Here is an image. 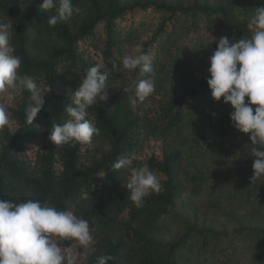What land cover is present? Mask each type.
<instances>
[{
    "label": "trees",
    "instance_id": "1",
    "mask_svg": "<svg viewBox=\"0 0 264 264\" xmlns=\"http://www.w3.org/2000/svg\"><path fill=\"white\" fill-rule=\"evenodd\" d=\"M41 2L0 0V24L8 26L10 43L15 54L22 57L20 74L34 78L45 101L32 125L25 117L32 103L27 90L16 94L13 106L8 108L14 123L0 131V199L16 203L39 200L57 210L71 208L78 217L86 219L94 240L89 249L75 241H60L73 264H95L102 255L114 258L108 264H194L191 250L195 242H200L203 252L195 264L206 262L205 252L209 257L218 255L217 246L208 242V238L216 236L209 230H197L195 223L188 224L187 212H198L192 200L181 202L186 211L182 236L171 242L163 239V234L169 231L166 220L188 189L180 179L182 153L175 142L179 140L177 135L184 119L212 105V109L222 106L219 127L226 135L245 142L250 141L249 135L233 127L230 121L233 109L223 98L215 101L208 85L202 92L184 95L169 91L164 44L179 17L196 19L197 14H202L207 17L209 27L218 21L217 42L221 37L237 41L250 38L252 31L248 23L231 11L233 4L229 2L216 7L200 4L188 7L163 0L132 3L72 0L80 12L49 26L47 19L56 12L42 11ZM260 4L264 5V1ZM148 12L156 16L154 23L143 21L139 27H133L132 17ZM128 16L131 25L123 31L120 23ZM137 30L141 32L139 35ZM123 46H128L130 51L122 54ZM137 46L152 58L154 94L132 108L128 98L135 89H121L112 95L110 110L106 101L89 108L87 118L100 129V135H94L91 143L54 145L49 139L51 125L62 124L69 118L66 108L72 105L73 95L88 68L96 63L106 64L105 70L111 72L106 81L105 90H108L118 78L112 71L113 64L120 56L138 55ZM179 53L170 55L168 60L173 63ZM132 73L136 75L135 87L149 75L139 68ZM119 75L126 76L122 71ZM247 100L246 97V103ZM148 101L151 102L146 104ZM152 141L160 143L161 155L150 153L142 158L143 150ZM35 143H41V147L32 156L29 151ZM207 148L213 156H221L225 151L219 143H207ZM132 154L136 156L132 166L147 164L162 184L158 194L151 193L145 198L142 208H137L128 198L130 168L113 167L121 156ZM242 177L245 182L251 180L253 167H247ZM190 182L195 199L201 189L198 180L190 179ZM236 252L237 247L227 248L220 264H234ZM254 264H264V233L260 255Z\"/></svg>",
    "mask_w": 264,
    "mask_h": 264
},
{
    "label": "clouds",
    "instance_id": "2",
    "mask_svg": "<svg viewBox=\"0 0 264 264\" xmlns=\"http://www.w3.org/2000/svg\"><path fill=\"white\" fill-rule=\"evenodd\" d=\"M40 8L46 13L55 10L56 15L47 19L49 26L67 21L80 12L72 0H42ZM249 27L253 29L250 38L238 41L219 38L210 58L206 82L212 98L217 102L223 98V102L233 109L230 113L233 127L248 134L254 145L251 148V156L255 157L251 178L254 182L264 176V7L255 9ZM136 52L138 55L123 56V68L130 71L139 68L149 75L136 84L134 95L129 96L132 108L153 95L156 87L151 56L139 46ZM22 63V57L15 54L10 43L8 26L0 24V95L10 91L20 94L24 90L31 93L32 103L27 107L25 117L32 125L45 101L34 78L20 74ZM105 69L104 63L88 68L73 95L72 105L66 108L69 118L62 124L51 125L49 139L54 145L89 144L94 135H100V129L87 117L91 106L107 99L106 81L111 72ZM119 70L120 65L113 64L112 71ZM13 123L9 109L0 104V131ZM135 159L134 154L121 156L113 167L130 168L128 198L137 208H142L145 198L151 193L158 194L162 184L147 164L133 167ZM65 240L75 241L85 250L94 243L89 222L78 217L73 209L57 210L46 202L33 199L19 203L0 199V264H73L60 246V241ZM83 255L86 259L87 251ZM113 259L111 255H102L96 258L95 264H108Z\"/></svg>",
    "mask_w": 264,
    "mask_h": 264
},
{
    "label": "rangeland",
    "instance_id": "3",
    "mask_svg": "<svg viewBox=\"0 0 264 264\" xmlns=\"http://www.w3.org/2000/svg\"><path fill=\"white\" fill-rule=\"evenodd\" d=\"M132 3L136 0H121ZM172 4L193 6L194 4L212 7L232 3L231 11L249 23L256 8L264 7L260 4L264 0H163ZM243 3L244 6H241ZM133 27H139L143 21L153 24L156 16L151 13L135 15L132 17ZM217 23L209 27L207 17L197 14L196 19L179 17L174 28L167 36L163 56L168 73V89L175 95L202 92L209 78L208 69L210 58L217 48ZM131 25L129 16L120 23V29L127 31ZM138 33H141L137 30ZM88 44V43H87ZM122 54L130 51L128 46L122 47ZM180 51L178 58L172 63L169 56ZM121 56L116 65L120 70L114 72L116 82L105 90L107 108L110 110L112 95L121 89H135L133 70L124 69ZM120 59V60H119ZM121 71L126 75L120 77ZM207 95V94H206ZM16 93L8 92L0 95V104L7 108L13 106ZM201 97V96H200ZM207 97V96H206ZM152 100V98H151ZM148 101L146 104H149ZM208 106L204 111L189 114L183 121L181 131L178 133L177 145L180 146L182 161L180 165V179L188 188L177 200L178 206L170 212L166 220L169 231L163 234L167 242L176 240L184 233L182 223L185 209L181 202L192 200L198 212H187L188 224L195 223L197 230H209L215 235L208 238L209 245L217 246L218 255L208 256L205 252L206 262L198 264H220L222 255L229 247H237L234 264H254L260 255L262 235L264 233V176L254 182H245L242 172L247 167H253L255 157L251 156V141H241L231 135H226L219 127V118L222 106L212 109ZM207 143H219L224 149L221 156H213L207 148ZM41 143H35L29 151L34 156L40 149ZM160 143L152 141L143 150L142 158L155 153L161 155ZM190 179L198 180L200 195L192 198V184ZM236 235V236H235ZM194 244V243H193ZM200 242H195L191 250L192 261L195 264L198 256L203 257L199 248ZM210 246V247H211Z\"/></svg>",
    "mask_w": 264,
    "mask_h": 264
}]
</instances>
